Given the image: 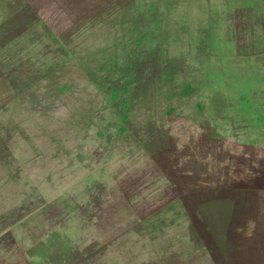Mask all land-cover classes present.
Segmentation results:
<instances>
[{"label":"rangeland","instance_id":"374dc122","mask_svg":"<svg viewBox=\"0 0 264 264\" xmlns=\"http://www.w3.org/2000/svg\"><path fill=\"white\" fill-rule=\"evenodd\" d=\"M0 264H264V0H0Z\"/></svg>","mask_w":264,"mask_h":264}]
</instances>
